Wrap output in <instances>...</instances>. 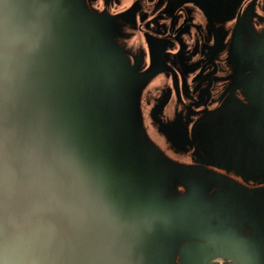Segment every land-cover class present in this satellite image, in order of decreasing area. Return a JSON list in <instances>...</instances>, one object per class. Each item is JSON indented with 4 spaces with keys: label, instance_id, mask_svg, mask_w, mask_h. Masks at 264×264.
Wrapping results in <instances>:
<instances>
[{
    "label": "clouds",
    "instance_id": "9594fccd",
    "mask_svg": "<svg viewBox=\"0 0 264 264\" xmlns=\"http://www.w3.org/2000/svg\"><path fill=\"white\" fill-rule=\"evenodd\" d=\"M65 0H0V264H154L182 226L195 264H256L251 242L187 195L134 193L84 137L68 103ZM183 192V190H181Z\"/></svg>",
    "mask_w": 264,
    "mask_h": 264
},
{
    "label": "water",
    "instance_id": "95a60500",
    "mask_svg": "<svg viewBox=\"0 0 264 264\" xmlns=\"http://www.w3.org/2000/svg\"><path fill=\"white\" fill-rule=\"evenodd\" d=\"M195 3L201 9L205 5V10L208 9L211 15H216L220 10L222 12L223 8L225 18H230L242 10L245 0H210V3L195 0ZM65 4L67 11L63 32L69 58L68 103L86 140L132 192L160 194L158 189L170 181H195L190 197L196 205L201 206L204 200L201 192L203 184L198 181L202 177L194 179L193 176L204 175L203 167L207 164L222 165V161L226 160L228 165L227 160H237L236 150L241 151L244 138L238 135L231 138L230 135L227 142L232 141L234 149L230 148V154H222L223 140L228 137L222 141L213 138L216 133L218 135L216 126L212 133H203L196 138L189 134V123L171 121L165 123L163 128L161 126L167 142L159 143L146 123L141 94L149 79L163 69L161 55L165 49L150 44L149 67L143 69L142 60H137L131 61L129 68H125L123 60L106 57L109 51L105 47L109 45L108 39L111 40L115 30L113 15L107 9L93 7L91 0H65ZM105 6L108 8L106 0ZM262 6L264 13V0ZM245 18L246 14L239 13L238 29L232 35L234 40L229 43L232 45L229 61L231 68L240 72L237 80L241 92L248 95L243 101L247 111L236 110V99H233L220 112L226 111L229 129L231 126L238 128L231 124L236 119L243 125H251V134L246 136V142L257 149L255 154H262L258 156L256 164L264 166V28L252 36L255 40L244 41L247 37L242 34ZM140 62L142 66H139ZM163 99L160 108L167 101V98ZM157 110L156 107L152 109V118ZM189 158L191 162H187ZM245 191H248L247 195H264V190ZM245 191H240L241 198H244ZM217 214L216 210L205 215L214 218ZM187 238L188 231L182 226L161 231L153 242L158 257L154 264H186L180 248ZM217 252L207 249L199 253L195 264H211L213 258L219 256ZM164 255L169 258L166 259Z\"/></svg>",
    "mask_w": 264,
    "mask_h": 264
},
{
    "label": "flooded vegetation",
    "instance_id": "af4514ba",
    "mask_svg": "<svg viewBox=\"0 0 264 264\" xmlns=\"http://www.w3.org/2000/svg\"><path fill=\"white\" fill-rule=\"evenodd\" d=\"M106 1L108 8L105 0H91L93 7L107 9L114 18V35L111 40L108 37L106 57L123 60L125 68H129L131 61L142 60L145 69L151 64L150 44L165 49L161 55L163 69L149 79L141 94L146 123L159 143L167 142L161 126L171 121L189 123V134L196 138L212 133L216 126L218 135L216 133L213 138L222 141L228 137L223 140L222 154H230V148L234 149L232 141L227 142L230 135L231 138L236 135L244 138L241 151L236 150L237 160H227L228 165L226 160L222 165L207 164L203 167L204 175L193 178L202 177L198 182L203 184L204 200L199 207L206 215L217 210V216L212 219L244 235L255 250L256 264H264V195H247L245 191L264 190V166L256 164L262 154H255L257 149L246 142L251 125H243L236 119L231 124L239 129L235 126L229 129L226 111L220 112L233 99H236V110L247 111L243 101L248 95L241 92L237 80L240 72L231 68L232 45L229 43L238 29L239 13L247 17L242 22V34L247 36L243 40H255L252 36L264 28L263 0H245L242 10L230 18H225L223 8L222 12L211 15L205 5L201 9L195 0ZM142 64L140 62L139 66ZM163 98L167 101L160 108ZM155 107L158 110L152 118L151 111ZM187 162H191L190 158ZM194 182L170 181L158 192L166 198L190 196L194 192ZM242 189L244 198L240 197ZM217 254L219 256L213 258L211 264H220L218 257L222 258L223 254L219 251ZM164 257L169 258L168 255Z\"/></svg>",
    "mask_w": 264,
    "mask_h": 264
}]
</instances>
